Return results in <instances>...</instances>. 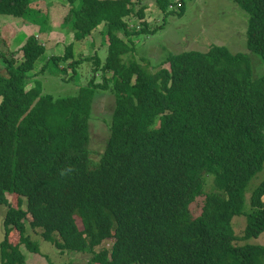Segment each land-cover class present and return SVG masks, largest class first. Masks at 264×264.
I'll use <instances>...</instances> for the list:
<instances>
[{"label": "trees", "instance_id": "obj_1", "mask_svg": "<svg viewBox=\"0 0 264 264\" xmlns=\"http://www.w3.org/2000/svg\"><path fill=\"white\" fill-rule=\"evenodd\" d=\"M32 1L0 0V18L38 25L43 16V32L63 28L78 42L99 29L105 39L89 57L74 60L70 44L49 59L72 75L84 63L94 72L76 96L57 99L29 81L45 52L38 36L16 58L0 38L1 264H25L21 245L40 252L28 227L61 253L88 254L87 264H264V246L247 241L264 232V179L251 192L243 235L232 227L264 164V73L253 76L248 54L215 45L167 52L154 66L138 57V35L161 25L147 20L149 4L182 16L184 0H49L44 12ZM231 1L246 13L247 49L264 66V0ZM99 91L115 104L103 153L92 161ZM206 174L213 190L203 194Z\"/></svg>", "mask_w": 264, "mask_h": 264}, {"label": "rangeland", "instance_id": "obj_2", "mask_svg": "<svg viewBox=\"0 0 264 264\" xmlns=\"http://www.w3.org/2000/svg\"><path fill=\"white\" fill-rule=\"evenodd\" d=\"M48 1L49 0H33L30 5L33 6L34 10H42L44 9V4ZM58 1L60 0L51 2L56 3ZM144 1L149 2L150 0ZM184 4L185 13L182 16H178L176 13L171 12L165 14L159 13L154 4H149L148 9L145 11L147 20L149 23H154L153 27L158 26V24L161 25L149 36L144 34L138 35L137 41L135 42L138 57H142V54H145L147 60L154 66L157 63V59L163 58V55L167 52L180 53L188 50L205 52L211 46L218 45L227 47L232 53L248 54L254 77H260L264 73V66L261 62V58L247 49V15L235 2L231 0H184ZM39 5H41L42 9L39 8ZM41 18L42 17H40V19ZM135 22V19L129 20V26L135 25ZM156 22L158 24H156ZM10 25L15 28L16 26L23 25V21L21 18L12 16L0 18V38L2 40H4L5 34L9 31ZM39 26H41V24H39ZM34 30H38V28H34ZM69 33L72 32L69 31ZM94 38L95 40L101 39L104 42L105 36L99 33L98 35H94ZM125 40L126 39H124V41ZM72 41L76 42L74 39ZM82 42L83 41L76 43L80 44ZM84 42L86 44L82 43L81 49L78 46L76 48L77 56L80 59L82 57H89L94 52V47H89L90 37L87 41L84 40ZM68 45L70 44H62L54 48L52 51L55 57L63 55ZM162 49H166V51ZM0 50H2L1 45ZM100 55H103L102 50H100ZM46 58L47 55L43 54L35 65L34 70L28 74L30 80L39 66L42 65V67H44H41L40 73L42 74L37 77L38 80L41 81L40 88L43 94L52 95L57 99L74 97L78 94L79 89L88 85L89 81L94 76L92 63L79 65L76 74L72 75L71 70L67 71L62 69H67V63L63 64V62H61L56 66V63L49 61L51 57L48 60H46ZM126 59L127 58H125V61ZM75 60H77V58H75ZM96 74L98 75L96 78H99V74ZM99 81H101V79H97V82ZM93 101L89 120V124H91L89 148L91 160L98 161L109 137V126L111 124L115 97L112 93L109 94L108 92L99 91L93 96ZM263 179L264 164L262 170L255 174L247 185L244 194V212L241 215L235 216L232 220L233 230L238 237L243 235L246 226L247 217L245 212L249 210L251 192ZM212 190L213 178L206 174L204 177L203 194ZM8 200L13 201L11 196ZM200 207L201 199L191 207L194 217L199 213ZM2 215L3 211L0 208V242L4 239ZM36 232L37 231H33L28 227L26 234L38 245L40 250L39 253H32L23 245L19 247V250L24 256L25 264H87L89 260L88 254H70L68 251L61 253L52 243L44 241ZM247 241L251 244H260L264 246V232L259 237L250 238ZM10 242L15 245L18 243V238L10 237ZM244 243H246V241L237 240L235 242L236 245H242ZM106 246H108V244H106Z\"/></svg>", "mask_w": 264, "mask_h": 264}, {"label": "crops", "instance_id": "obj_3", "mask_svg": "<svg viewBox=\"0 0 264 264\" xmlns=\"http://www.w3.org/2000/svg\"><path fill=\"white\" fill-rule=\"evenodd\" d=\"M46 6H48V2H46V4H44V9L46 8ZM39 8L42 9L41 5H39ZM44 9H42V12H44ZM158 12H159V9H158ZM42 19H43V16L41 19L37 18L38 25L27 22L24 19H22L23 25H21V26H16L15 28H13L10 25L9 31H7V33L4 36L5 42H4V50L3 51H5L7 53H10V52L15 53L16 54L15 58L20 57L21 56V53H20L21 47L25 44L27 38H29L31 36H34V37L38 36V40H40L42 42V45L45 47L44 54L47 55L46 60H48L50 57H55V54L53 53L52 50L54 48H56L57 46L62 45V44L63 45L71 44V46L73 48L72 49L73 58H74V60H75V58H77V60H79L80 58H78L77 53H76L77 46L80 47V49H81L82 43L84 44L85 43L84 40L87 41V39L89 37H90L89 47H91V44L93 42L97 41L98 43H100V41H101V39L95 40V38H94V35H98L100 33L99 29H95L94 32L89 37L82 40L83 42L80 44H77L76 42L72 41L73 40L72 33H69L66 29H63V28H56V29H53L50 31H44L43 32L40 28L41 26H39V24H41V22H42ZM34 28H38V30H34ZM78 42H80V41H78ZM40 58L37 60V62L40 60ZM82 58H85V57H82ZM37 62H36V64H37ZM41 67H42V65L36 69L35 74L31 77L32 79L29 80L30 82H41L37 78L42 74V73H40ZM99 76H101V74H99ZM69 80H70V78H69ZM31 85H32V83H31Z\"/></svg>", "mask_w": 264, "mask_h": 264}]
</instances>
